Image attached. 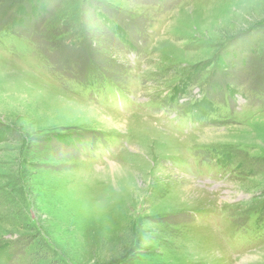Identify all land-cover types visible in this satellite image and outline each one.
<instances>
[{
    "label": "rangeland",
    "instance_id": "374dc122",
    "mask_svg": "<svg viewBox=\"0 0 264 264\" xmlns=\"http://www.w3.org/2000/svg\"><path fill=\"white\" fill-rule=\"evenodd\" d=\"M0 264H264V0H0Z\"/></svg>",
    "mask_w": 264,
    "mask_h": 264
},
{
    "label": "bare ground",
    "instance_id": "6f19581e",
    "mask_svg": "<svg viewBox=\"0 0 264 264\" xmlns=\"http://www.w3.org/2000/svg\"><path fill=\"white\" fill-rule=\"evenodd\" d=\"M56 92H58L59 90H57V89H55V88H53ZM65 96H66V99H68V100H71V101H78V100H76V99H74V98H72L71 96H68L67 94H65ZM84 105H86L87 107H89V109H91V110H95V111H98L99 112V114L100 115H103V113H105V114H108V115H111V113L110 112H105L104 110H101V109H99L98 107H95V106H91V105H87V104H85V103H83ZM112 116H114V115H112ZM115 117H116V115H115ZM123 122H124V120H123ZM128 123V122H127ZM114 125V124H113ZM116 125V124H115ZM199 133V132H198ZM202 133V132H201ZM196 134V133H195ZM202 145H204V144H202ZM124 154V153H123ZM123 154H121L122 155V157H123ZM121 158V157H120ZM195 194V193H194ZM248 256H250V255H248ZM248 256H246V257H248ZM245 257V258H246Z\"/></svg>",
    "mask_w": 264,
    "mask_h": 264
}]
</instances>
